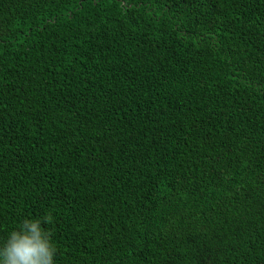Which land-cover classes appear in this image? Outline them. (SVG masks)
<instances>
[{"label": "trees", "instance_id": "16d2710c", "mask_svg": "<svg viewBox=\"0 0 264 264\" xmlns=\"http://www.w3.org/2000/svg\"><path fill=\"white\" fill-rule=\"evenodd\" d=\"M56 264H264V0H0V241Z\"/></svg>", "mask_w": 264, "mask_h": 264}, {"label": "clouds", "instance_id": "9594fccd", "mask_svg": "<svg viewBox=\"0 0 264 264\" xmlns=\"http://www.w3.org/2000/svg\"><path fill=\"white\" fill-rule=\"evenodd\" d=\"M53 222L52 214L23 218L0 241V264H56L57 247L46 228Z\"/></svg>", "mask_w": 264, "mask_h": 264}]
</instances>
